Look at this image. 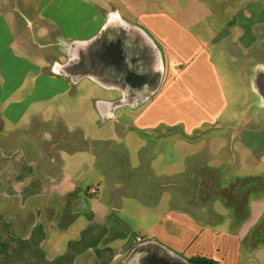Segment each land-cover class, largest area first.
<instances>
[{"label": "crops", "instance_id": "crops-1", "mask_svg": "<svg viewBox=\"0 0 264 264\" xmlns=\"http://www.w3.org/2000/svg\"><path fill=\"white\" fill-rule=\"evenodd\" d=\"M263 35L264 0H0V264H264V125L238 133L259 181L238 202L223 194L247 171L222 176L223 147L196 144L205 124L233 123L217 63ZM88 85L115 136L86 130V99L58 115ZM34 121L73 146L31 143ZM88 171L104 185L77 180Z\"/></svg>", "mask_w": 264, "mask_h": 264}, {"label": "rangeland", "instance_id": "rangeland-1", "mask_svg": "<svg viewBox=\"0 0 264 264\" xmlns=\"http://www.w3.org/2000/svg\"><path fill=\"white\" fill-rule=\"evenodd\" d=\"M29 12V11H28ZM15 14L17 15V19L21 21V33L20 38L23 40H26V43H29L27 41H30L31 38L29 34L32 31L33 26H29L27 29L25 28V25L23 23V17L21 14H19V11L16 10ZM28 23V21L25 22V24ZM31 27V28H30ZM24 29V30H23ZM35 29V28H33ZM52 30V28H49ZM194 32L200 33L201 28L200 26L194 25L191 28ZM46 39V38H45ZM44 38H34L33 43L35 44V47L38 49V51L42 50V47L39 46L41 43L44 44ZM18 42H15V47H18ZM220 45H225L220 43ZM233 50H237V54L239 56H236L235 63L230 62L228 68L226 64L222 61H219L218 64V74L220 78L221 87L223 90V93L225 94L227 98V106L223 109V115L225 118H233V123H229L228 125H225L222 123H215L213 125H207L200 130H204V135L198 137L196 144L199 143V147L202 146L204 149L207 145H209L208 150L212 151L211 144L215 146V143L217 144V147H223L220 151L225 152L224 156H228L230 160V165L227 167H223L222 169H218V173H220L222 176L226 177L227 175H235L241 172V174H244V176L239 178H246V177H254L251 172V167L247 166V163H252L246 158V160H242L241 157H244L242 152V146L239 145L238 142V133L241 130L244 129H261L263 128L264 122H262V119L264 117V35L258 37V40L248 49L243 50L242 48L237 47V45H230ZM31 49V48H29ZM221 49L222 46H221ZM22 50V49H21ZM33 49L31 50H25L26 53L29 54L31 57H36L33 54ZM39 53V52H38ZM50 53V52H49ZM53 52L51 51V54ZM244 54V56H243ZM32 58V59H33ZM241 70L243 74L237 73V71ZM77 87L74 94H70L69 92L65 94L63 97H61L63 102V107H60L58 109V115H62V113L65 112V116L68 117L67 112L72 109L74 106H69L70 103L73 101H77L79 104H81L80 101H83L84 99L88 100L90 102V106H86L87 109L83 116L84 119L88 120L86 122V130L88 131H98L99 133L104 132L103 136H107L111 134V136H115L117 134V131H120L119 126H117V123L113 122V119L108 116V119L106 122L101 123L99 121V117L95 111L94 103L95 100L101 99L97 88L94 86L88 85V89L82 90L78 89ZM98 98V99H96ZM75 109H78V106L74 107ZM63 116V115H62ZM76 118H79L77 116ZM76 118H72L74 120L79 121ZM97 118V120H96ZM73 123V122H71ZM82 127L84 125L80 123ZM215 126L214 131H207L210 128ZM46 128V125L43 123H39L38 121H34L30 126H28L25 130L31 131L35 133V136L41 135L42 138L35 137L31 139V143H37L40 145H43L45 148L54 149L57 147H68L73 146L71 142L66 140L62 135L60 134V130H57L54 132L52 136H43L41 132ZM58 129H61L58 127ZM201 132V131H200ZM200 132L198 133L200 135ZM196 133V132H194ZM197 134V133H196ZM78 135L79 132H75V141H78ZM216 137V138H215ZM200 138V139H199ZM71 140V139H70ZM27 141V140H26ZM30 143V141H28ZM151 142V140L149 141ZM220 144H223L220 145ZM31 145V144H29ZM109 148L108 153L114 152L116 149L122 150L123 147H120L121 144L111 143L108 141V143L102 144L100 147H107ZM167 149L171 150L172 148H175L172 144L168 143L166 144ZM216 147V146H215ZM206 150V149H205ZM207 150V153L210 154V152ZM235 152L236 155H234L232 152ZM203 154V153H202ZM200 158H202L201 154H199ZM205 157H208L209 155H204ZM211 156V155H210ZM241 156V157H240ZM110 159V156L108 154L107 160ZM110 160L109 162H111ZM112 171L108 167V177H110V174ZM200 174V171L198 169H193L188 171V178L191 180L193 176H197ZM140 177V176H136ZM93 178V174H91L90 171L87 173L79 172V175H77V180L81 182H87L88 183H94V186L98 185H104L105 181L104 178L101 176L97 181H90ZM195 181V180H194ZM91 184V185H92ZM193 184V183H192ZM89 185V186H91ZM194 185V184H193ZM189 190L192 188L191 183L189 184ZM194 191L196 190V187L194 186Z\"/></svg>", "mask_w": 264, "mask_h": 264}, {"label": "trees", "instance_id": "trees-1", "mask_svg": "<svg viewBox=\"0 0 264 264\" xmlns=\"http://www.w3.org/2000/svg\"><path fill=\"white\" fill-rule=\"evenodd\" d=\"M258 182V179L254 177L239 178L234 181L227 189H225L223 196L227 197L228 200H232L233 202H238L240 198L244 200L248 190L257 186ZM188 262L189 264H220L216 260L201 255H195L188 258Z\"/></svg>", "mask_w": 264, "mask_h": 264}, {"label": "built area", "instance_id": "built-area-1", "mask_svg": "<svg viewBox=\"0 0 264 264\" xmlns=\"http://www.w3.org/2000/svg\"><path fill=\"white\" fill-rule=\"evenodd\" d=\"M90 191L93 193L95 192V188H91Z\"/></svg>", "mask_w": 264, "mask_h": 264}]
</instances>
